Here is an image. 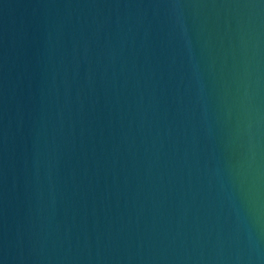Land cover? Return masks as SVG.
Here are the masks:
<instances>
[{"label": "water", "instance_id": "1", "mask_svg": "<svg viewBox=\"0 0 264 264\" xmlns=\"http://www.w3.org/2000/svg\"><path fill=\"white\" fill-rule=\"evenodd\" d=\"M0 264H264V0H0Z\"/></svg>", "mask_w": 264, "mask_h": 264}]
</instances>
